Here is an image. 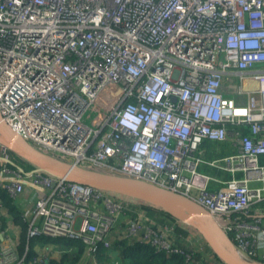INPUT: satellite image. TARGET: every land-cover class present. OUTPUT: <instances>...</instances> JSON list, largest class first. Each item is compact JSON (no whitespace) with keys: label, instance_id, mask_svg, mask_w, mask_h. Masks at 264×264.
Wrapping results in <instances>:
<instances>
[{"label":"built area","instance_id":"1","mask_svg":"<svg viewBox=\"0 0 264 264\" xmlns=\"http://www.w3.org/2000/svg\"><path fill=\"white\" fill-rule=\"evenodd\" d=\"M89 109L99 113L92 125ZM130 109L135 131L121 123ZM0 113L43 153L192 198L225 232L237 230L239 251L264 260L263 217L230 220L264 207V0H0ZM206 141L236 152L207 159ZM16 157L0 144V188L29 237L79 240L94 256L101 244L112 249L131 199L27 171ZM125 225L130 242L177 251L165 238L172 228L163 237L141 220ZM26 260L0 252V264Z\"/></svg>","mask_w":264,"mask_h":264},{"label":"trees","instance_id":"2","mask_svg":"<svg viewBox=\"0 0 264 264\" xmlns=\"http://www.w3.org/2000/svg\"><path fill=\"white\" fill-rule=\"evenodd\" d=\"M244 131L248 133V129L244 128ZM205 148V156L207 159H217L222 158L224 156L233 154L236 152L234 146H232L231 142H213L206 141L203 145ZM17 162L25 169L32 170L34 165L29 162L23 160L22 158L16 157ZM18 164V165H19ZM19 165V166H20ZM10 167L16 169V165L9 164ZM203 172L211 174L212 176H220V172L216 169L210 168L209 166L201 167ZM212 189L215 187L210 185ZM127 198V197H126ZM0 199L3 202V206L7 209L10 217L12 219V223H14L19 228L18 234V244L16 246V250L19 255H23L27 252V260L38 258V254L35 250V246L38 244L41 245H58L60 247H76L78 248V253L76 254V258L72 261L73 264H77L80 258L83 256L85 252V245L79 241L74 240L68 237H49L45 235H38L34 237H29L28 233V221L23 217L22 210L18 207L16 203L10 198L7 191L0 188ZM131 199V198H128ZM134 201H138L136 199H131ZM148 211L150 216L156 221L150 222V226L157 231L161 236L165 233L164 228L172 225L173 230L166 233L165 238L168 240L171 249H175L177 251L168 252L165 250L158 249L151 242H141V241H133L130 243L120 242L122 248V256L124 259L130 262V264H210L208 263L209 258H213L211 254H213L211 248L205 244L202 249L198 250L194 247L196 239H193V234L190 230L181 224V221L177 220L162 208L156 206H149ZM128 214L132 215L130 220L138 221L139 217H137V212L129 211ZM251 214H239L234 213L231 215L230 220L236 221L237 223H250L257 220L259 217ZM2 221V227L5 229L8 226V221L5 218V215L0 216ZM146 225V224H145ZM6 230V229H5ZM227 237L229 240L233 242L235 247H237L235 237L237 235V230L232 228L231 230H226ZM164 237V236H163ZM1 241V238H0ZM114 247V244H113ZM112 247V249H113ZM110 249V250H112ZM105 248L103 244L99 245L97 250V256L100 258H104L107 255L106 251H110ZM238 251V249H236ZM247 260L256 261V259L249 257ZM68 259L66 257L57 259H50L47 264H64ZM261 263H264V260H260ZM216 264H224L222 260L219 259V262Z\"/></svg>","mask_w":264,"mask_h":264},{"label":"water","instance_id":"3","mask_svg":"<svg viewBox=\"0 0 264 264\" xmlns=\"http://www.w3.org/2000/svg\"><path fill=\"white\" fill-rule=\"evenodd\" d=\"M0 144L30 164L49 175L68 182L136 199L151 206L162 208L185 224L204 232L212 249L230 264H256L243 260L236 253L234 244L216 227L209 211L197 201L178 192L121 175L80 167L37 150L21 138L3 119L0 113ZM213 222L214 224H212ZM215 231L218 237L215 235ZM227 242L225 247L220 239Z\"/></svg>","mask_w":264,"mask_h":264},{"label":"crops","instance_id":"4","mask_svg":"<svg viewBox=\"0 0 264 264\" xmlns=\"http://www.w3.org/2000/svg\"><path fill=\"white\" fill-rule=\"evenodd\" d=\"M232 144V143H231ZM233 146V144H232ZM264 161V158H263ZM217 177L219 181L221 180H229L231 177L230 175H224V174H220V176H215ZM213 186L215 187V190L219 189L222 186V183L217 182L215 184H213ZM129 201L128 203L135 208V212H137V217H139V220H141L143 223L150 225L149 223V216L150 213L148 211V207L150 206L149 204L146 203H142L139 201H134V200H127ZM3 210V215H5L6 220L8 221V226L6 229V238L3 239V237L0 235L1 241H0V252L3 249L6 248H12L13 250H16V246L18 244V234H19V228L12 223V219L10 217V214L8 213L7 209L5 210V208L2 209ZM129 211H126L124 214H120L118 215V218L120 220V226L116 229V231L114 232L113 236H112V246L114 244V247L112 250L110 251H106L107 255L104 258H100V256L96 255H91L89 253H87L86 251L84 252L83 256L80 258L79 262L77 264H130L129 261H127L126 259L123 258L122 256V248H121V244L120 242H126V243H130L131 238L127 235L126 233V223L130 220V217L132 218L133 216L128 214ZM254 216L256 217H263L264 219V207H257L256 210L254 211ZM117 216V214H116ZM183 226L187 227L190 232H192L193 234V239H196V242L194 244V247L198 250L202 249L203 246L205 244H207L213 254H211V256L213 257L212 259L209 258L208 263L210 264H216L219 262V259L222 260L224 262V264H230L226 261H224L211 247V245L207 242V240L203 237V233L193 227L190 226L188 224L185 225V223H181ZM192 227L193 229H191L190 227ZM168 227H172V225H169ZM226 237H227V232H225L223 229H219ZM4 233V232H3ZM220 239V242L228 248L227 242L224 239ZM227 239H229L227 237ZM120 241V242H117ZM235 246V245H234ZM234 249H238L237 247H234ZM35 250L38 254V259L37 261H39L41 264H47L48 261L50 259H61L66 257V259H68V261H66L64 264H73L72 261L76 258V254L78 253V248L70 246V247H60L58 245H50L48 244L46 245H41L38 244L35 246ZM236 253L238 254L239 257H241L243 260L251 262V263H256V264H264L261 263V261L257 260L256 261H249L247 260V258H249L247 256L246 253L241 252L237 250H235ZM18 253V252H17ZM241 253V255L239 254ZM24 254L27 255V252H25ZM23 254V255H24ZM22 256V255H20ZM247 257V258H246ZM35 260L34 259H30V260H26V264H32Z\"/></svg>","mask_w":264,"mask_h":264},{"label":"clouds","instance_id":"5","mask_svg":"<svg viewBox=\"0 0 264 264\" xmlns=\"http://www.w3.org/2000/svg\"><path fill=\"white\" fill-rule=\"evenodd\" d=\"M134 109H130L128 112H125L123 114V119L121 120V123H123L124 125L131 127L134 131L136 130V125L139 123V119L138 117H136L134 114ZM155 127L154 122L150 123L148 126H146L143 129V134L145 136H151L152 135V128ZM133 163L134 162H130ZM135 166V165H134Z\"/></svg>","mask_w":264,"mask_h":264},{"label":"rangeland","instance_id":"6","mask_svg":"<svg viewBox=\"0 0 264 264\" xmlns=\"http://www.w3.org/2000/svg\"><path fill=\"white\" fill-rule=\"evenodd\" d=\"M99 115V113H98V111H96V110H94V109H89L87 112H86V114H85V117H84V120L86 121V123L87 124H89V125H92L93 124V121H95V119H96V117ZM132 199V198H131ZM139 202H141V201H139ZM143 203V202H142ZM151 221H153V222H156L153 218H152V216H149V223L151 222ZM182 223V222H181ZM212 224H214L213 222H211ZM186 225V224H185ZM188 225H190V224H188ZM215 225H216V223H215ZM190 226H192V225H190ZM189 226V227H190ZM194 227V226H193ZM216 227L218 228V229H221V227L219 226V225H216ZM191 229H193L192 227H190ZM202 232V231H201ZM203 233V237L205 236L206 237V235H205V233L204 232H202ZM215 235L218 237V234L216 233V231H215ZM204 237V238H205ZM240 255H241V253H239ZM247 258V257H246ZM248 259V258H247Z\"/></svg>","mask_w":264,"mask_h":264}]
</instances>
